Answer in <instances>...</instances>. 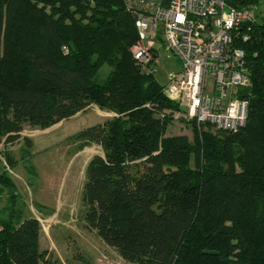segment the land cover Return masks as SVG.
<instances>
[{"label":"trees","instance_id":"1","mask_svg":"<svg viewBox=\"0 0 264 264\" xmlns=\"http://www.w3.org/2000/svg\"><path fill=\"white\" fill-rule=\"evenodd\" d=\"M226 2L256 12L239 44L250 76L239 90L247 118L236 132L194 125L189 139L166 134L179 105L133 59L135 18L122 0H0V139L92 104L112 112L67 141L101 147L85 168L83 218L130 264H264V0ZM104 64L111 69L99 81ZM21 155L26 166L31 154ZM5 189L0 264H51L39 248L40 223L21 216L3 168Z\"/></svg>","mask_w":264,"mask_h":264},{"label":"built area","instance_id":"2","mask_svg":"<svg viewBox=\"0 0 264 264\" xmlns=\"http://www.w3.org/2000/svg\"><path fill=\"white\" fill-rule=\"evenodd\" d=\"M122 2L135 18L138 42L131 50L140 71L155 74L160 50L178 59L179 67L162 83L166 96L178 103L177 113L215 130L243 127L248 106L239 90L249 86L250 76L239 44L249 39L255 10L232 7L226 0ZM0 159L10 173L4 157Z\"/></svg>","mask_w":264,"mask_h":264},{"label":"rangeland","instance_id":"3","mask_svg":"<svg viewBox=\"0 0 264 264\" xmlns=\"http://www.w3.org/2000/svg\"><path fill=\"white\" fill-rule=\"evenodd\" d=\"M262 8V4L258 5L259 13ZM177 60L175 56L164 50L158 52L154 76L160 83H164L168 72L179 67ZM110 69V66L104 64L98 72L97 79L102 81ZM174 114L177 118L168 124L166 129L168 135L187 133L191 139L194 125L197 129L215 133V129L197 125L184 118L180 112H174ZM99 121L94 111L87 110L81 116L67 120L63 125L36 136L33 151L42 153L46 147H49L44 154L39 155L40 152L36 154L37 157L32 162L36 165L38 173H36V177L26 179L27 176H33L26 167L29 164L11 167L9 174L15 181L17 191L22 197L17 202V209L21 213L24 212L23 214L28 212L39 217L40 232L43 234V238L40 240L41 248L49 251L48 259L51 264H130L124 261L113 247L106 245L96 231L86 228L83 218L84 209L81 204L86 165L84 168L82 166L79 168L76 160L73 164L67 165V159L75 152L78 144L66 147L75 142L64 140L60 142L62 146L50 148V145L57 142L62 134H73ZM35 132L37 131L31 133L30 128L25 127L24 133L33 134ZM39 133L42 132H37V134ZM17 149V143L9 146L2 144L0 157H4L5 160L4 153L9 152L12 158H18ZM0 169H3L1 159ZM8 191L10 190L5 189L0 193V209L8 204L6 203ZM40 199L45 206L38 205L37 201ZM45 233H48L49 237H46Z\"/></svg>","mask_w":264,"mask_h":264},{"label":"crops","instance_id":"4","mask_svg":"<svg viewBox=\"0 0 264 264\" xmlns=\"http://www.w3.org/2000/svg\"><path fill=\"white\" fill-rule=\"evenodd\" d=\"M87 110H92V111H94L96 114H97V117H98V119L100 120L99 122H97V123H102L103 121H105V120H107V119H109V118H111L114 114L112 113V112H110V111H107V110H105V109H101V108H99L98 106H96V105H94V104H92L91 106H89V107H87L86 109H84V110H82V111H79V112H77L76 114H74V115H72V116H70L69 118H66V119H63V120H61V121H59L58 123H56V124H54V125H52V126H50V127H48V128H45V129H37V128H30L29 126H24L23 127V129H22V131L21 132H19V134H18V137L16 138V139H13V140H8L7 142H4V138H2V139H0V147L2 146V144H4V146H9V145H11V144H13V143H17V147H18V155H19V157L18 158H13V160H15L16 161V165L14 166V168L15 167H19V166H22V165H24L23 163V161H22V155H21V153L23 152V151H27V154L28 153H30L31 154V156L28 158V160H29V164H32V166L34 167V171H35V175H33V176H27V178L26 179H30L31 177H36V165L35 164H33L32 162H34V159L37 157L36 156V154H38L39 152V155H42V154H44V152H46L48 149H49V147L47 148H45V151H43L42 153H41V151H33L32 150V148L34 147V145H35V143H36V141H35V138H36V136H38V135H40V134H43V133H46L47 131H49L50 129H52V128H54V127H56V126H61V125H63L67 120H70V119H72V118H76V117H79V116H81L82 114H84ZM96 123V124H97ZM92 125H94V124H92ZM92 125H90V126H92ZM25 127H28V128H30V132L32 133V132H34V131H37V132H42V133H39V134H37V132H35V133H33V134H31V133H24V131H25ZM87 127H89V126H87ZM86 128V127H85ZM84 129V128H83ZM82 130V129H81ZM78 131H80V130H78ZM77 131V132H78ZM76 133V132H75ZM74 134V133H73ZM73 134H62L59 138H58V141L57 142H62V141H64V140H67V138L69 137V136H71V135H73ZM25 138L26 139H28V140H30V142H31V144H28V142H25ZM57 142H54L52 145H50L51 147L50 148H52V146L53 147H59V146H62L61 145V143L60 144H58ZM77 146V143H73V144H70V145H67L66 147H69V146ZM44 150V149H43ZM59 150V149H58ZM9 155H10V153L9 152H7ZM95 154H102V150H101V147L99 146V145H97V144H91V145H87V146H84L83 148H81V149H79L78 147L76 148V150H75V152H73V154H71L70 155V157H69V159H67V165L69 166L70 164H73L74 162H75V160L77 161V167L79 166V168L82 166V168H84L85 167V165H87V162L89 161V159L93 156V155H95ZM11 156V155H10ZM12 157V156H11ZM28 164V163H27ZM51 164H53L52 162H51ZM38 174V173H37ZM14 181V180H13ZM14 184H15V190H16V194H17V202H19V200L22 198L21 197V194L17 191V185H16V183H15V181H14ZM22 186V185H21ZM23 188V187H22ZM24 190V189H23ZM37 203H38V205L39 206H45L44 204H43V202H42V200L40 199V200H38L37 201ZM45 209V208H44ZM55 209H57V208H55ZM46 210V209H45ZM30 212H31V210H29ZM24 213V212H23ZM23 213H21V216L24 218V217H35V218H37L38 219V221H39V217L38 216H36V214H29L28 212L26 213V214H23ZM41 215V214H40ZM40 223V222H39ZM46 237H49V234L48 233H45L44 234ZM41 238H43V234H41V232L39 233V248H40V250H45L46 252H47V254H46V257L47 258H49V251L47 250V249H42L41 248V243H40V240H41ZM51 250V249H50Z\"/></svg>","mask_w":264,"mask_h":264}]
</instances>
